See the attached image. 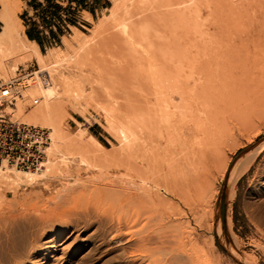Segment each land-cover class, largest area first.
<instances>
[{
    "label": "rangeland",
    "instance_id": "rangeland-1",
    "mask_svg": "<svg viewBox=\"0 0 264 264\" xmlns=\"http://www.w3.org/2000/svg\"><path fill=\"white\" fill-rule=\"evenodd\" d=\"M12 2L18 10L15 25L19 39H24L27 20H37V17L26 0ZM113 2L109 0L106 8L97 9L93 15L81 9L70 11L69 18L75 25L63 27L58 40L48 39L51 45L45 42L41 55L53 57L59 51L65 52L69 45L75 44L76 34L81 38L92 36L96 23L109 14ZM212 2L209 10L200 13V32L189 33L190 37L179 34L180 53L187 49L189 52L184 55L188 58L195 57L197 52L202 54L198 58H233L230 52L238 50L241 51L239 58H264V0ZM230 9L240 10L241 17L232 24H227L226 20L221 22ZM204 32L206 36H202ZM113 33L108 30L101 37L107 41ZM97 41L94 39V44ZM95 52L88 57L94 62L114 64L121 60L126 61L124 64L128 67L130 60L129 65H132L129 58L115 57L110 45L99 47ZM3 66L0 82L16 74L38 70L33 58L21 54L5 60ZM12 66L18 72H14ZM63 68L57 67L54 73L48 72V76L62 74ZM126 69L121 72L129 73L132 67ZM133 70L131 74L137 71ZM103 95L97 89L92 101L67 107L61 118V131L72 138L80 134L85 139L95 135L101 152L108 159H115L125 155L120 144V129L127 119L119 118L116 122L109 119L110 102ZM39 96L38 93L24 94V112L40 104ZM35 98L38 104L30 107V99ZM21 106L17 105V114ZM230 127L233 131L228 144L236 148V152L229 165L254 151L256 158L233 189L226 185L228 169L223 172L220 167H213L208 175L210 190L204 206L196 201L197 197L169 196V192L162 191L163 185L158 187L157 193L151 185H147L149 189L141 188L134 181L133 172L124 165L117 167L109 160L99 165L93 157L85 165L79 163L74 154L69 160L60 161L58 152H50L46 162L50 173H46V180L0 184V264H264L263 112L243 131L237 129L236 121H231ZM61 149V154L67 153ZM157 182L161 184L160 180ZM223 198L226 209L222 223ZM144 235H151L153 243L141 245L139 239Z\"/></svg>",
    "mask_w": 264,
    "mask_h": 264
},
{
    "label": "bare ground",
    "instance_id": "bare-ground-1",
    "mask_svg": "<svg viewBox=\"0 0 264 264\" xmlns=\"http://www.w3.org/2000/svg\"><path fill=\"white\" fill-rule=\"evenodd\" d=\"M212 1L114 0L109 14L96 23L92 36L81 38L76 34L74 45L49 57L41 55L35 43L25 37L19 39L15 25L18 10L12 0H0V71L4 61L17 54L33 58L38 65V70L30 77L22 78L29 86L22 90V99L26 92L28 95L38 93L40 104L24 112L26 104L18 99L16 113L18 104L22 108L17 116L23 117L22 122L28 125L48 128L52 135L41 169L21 172L3 165L0 184L46 180L49 172L46 162L50 152L56 151L60 161L69 160L74 154L81 164L93 157L99 165L108 160L117 167L124 165L133 172L132 177L141 188L149 189L151 185L157 193L158 187L163 185L162 191L169 192V196L197 197L196 201L202 204L210 190L208 175L213 167H220L223 172L228 169L226 185L233 189L253 164L256 154L255 151L252 155L248 153L229 165L236 152V148L228 144L233 131L230 123L236 121L237 129L243 131L259 112L264 115L261 110L264 108V58H239L241 51L238 50L236 54L230 52V57L234 54L236 58H198L202 55H198L199 52L188 58L184 55L189 52L187 49L180 53L179 34L186 37L199 31L200 13L209 10ZM239 11L228 10L221 22L226 20L227 24H232L239 19ZM108 30L114 33L106 41L101 35ZM204 34L202 36L207 33ZM94 39L98 40L95 44ZM106 45H110L115 57L131 59L132 65H129L130 60L127 67L126 61L97 63L88 58ZM60 66L64 67L62 74L48 76V72L54 73ZM125 68L129 73H122ZM133 69L137 71L131 74ZM13 70L18 72L17 68ZM39 74L48 76L46 86L37 82ZM97 89L110 102L109 119L115 122L119 118L127 119L122 120L125 125L120 129V144L125 155L115 159H108L101 152V145L92 135L87 139L82 134L72 138L61 131L66 108L72 103L92 101ZM60 148L67 153L61 154ZM150 236L144 235L139 243L150 244Z\"/></svg>",
    "mask_w": 264,
    "mask_h": 264
},
{
    "label": "built area",
    "instance_id": "built-area-1",
    "mask_svg": "<svg viewBox=\"0 0 264 264\" xmlns=\"http://www.w3.org/2000/svg\"><path fill=\"white\" fill-rule=\"evenodd\" d=\"M30 74H16L0 82V167L5 165L21 172L41 169L51 143L49 130L22 122L16 113V102L22 99V90L29 87L22 78ZM37 82L46 86L48 76L39 74ZM38 102V99H30V107Z\"/></svg>",
    "mask_w": 264,
    "mask_h": 264
},
{
    "label": "trees",
    "instance_id": "trees-1",
    "mask_svg": "<svg viewBox=\"0 0 264 264\" xmlns=\"http://www.w3.org/2000/svg\"><path fill=\"white\" fill-rule=\"evenodd\" d=\"M26 1L27 6L33 11L37 20H27L29 24L27 26L28 29L25 31V37L30 42L34 41L41 52L45 48V42L50 46L51 42L59 39L63 27L67 28L68 25H75V22L69 18L72 14L70 11L81 9L93 15L97 9L106 8L108 3L105 0H58L66 4L63 7L57 0ZM101 1H104V4H101Z\"/></svg>",
    "mask_w": 264,
    "mask_h": 264
},
{
    "label": "water",
    "instance_id": "water-1",
    "mask_svg": "<svg viewBox=\"0 0 264 264\" xmlns=\"http://www.w3.org/2000/svg\"><path fill=\"white\" fill-rule=\"evenodd\" d=\"M225 209H226V205H225V200L223 198L220 205V219L222 223L224 222L225 219Z\"/></svg>",
    "mask_w": 264,
    "mask_h": 264
},
{
    "label": "crops",
    "instance_id": "crops-1",
    "mask_svg": "<svg viewBox=\"0 0 264 264\" xmlns=\"http://www.w3.org/2000/svg\"><path fill=\"white\" fill-rule=\"evenodd\" d=\"M106 2H108L109 0H105ZM101 4H104V1H101ZM102 10V9H101ZM28 29V27L26 26V30ZM25 30V31H26ZM25 34V33H24ZM26 36V35H25ZM26 39H27V37H26ZM30 42V41H29ZM31 42H33V43H35L34 41H31ZM36 44V43H35ZM37 45V44H36ZM37 47H38V50H39V52H40V48H39V46L37 45Z\"/></svg>",
    "mask_w": 264,
    "mask_h": 264
}]
</instances>
